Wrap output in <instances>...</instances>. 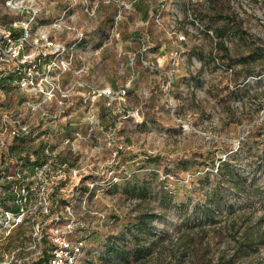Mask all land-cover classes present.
<instances>
[{
	"label": "rangeland",
	"instance_id": "1",
	"mask_svg": "<svg viewBox=\"0 0 264 264\" xmlns=\"http://www.w3.org/2000/svg\"><path fill=\"white\" fill-rule=\"evenodd\" d=\"M34 2L33 39L47 32L60 47L34 40L33 55H56L60 91L47 102L43 92L0 91V142H9L0 147V197L28 173L27 150L31 161L40 146L49 156L28 177V205L14 212L0 198V215L16 213L0 218V257L44 264L43 227L44 236L68 233L77 264H264V62L253 61L264 55V0ZM109 88L125 92L110 98ZM16 114L32 135L11 139ZM225 156L231 179L214 169ZM131 174L149 183L144 199L128 193ZM146 212L147 253L105 262L109 241L133 247L127 226ZM253 234L262 242L248 247Z\"/></svg>",
	"mask_w": 264,
	"mask_h": 264
},
{
	"label": "built area",
	"instance_id": "2",
	"mask_svg": "<svg viewBox=\"0 0 264 264\" xmlns=\"http://www.w3.org/2000/svg\"><path fill=\"white\" fill-rule=\"evenodd\" d=\"M37 11V4H35L34 0H0V91L7 89V87L21 91L26 90L31 96L36 98L39 97V92H43L45 94L43 95L45 97L43 100L47 102V100H51L54 96L55 89L60 91V88L53 84L51 78V71L55 65L56 55L48 58V62L43 61L45 56H47L46 53L39 54L35 58L33 55L34 40H36L37 44L46 43L49 48H56V51H59L60 46L47 32L33 39L32 30L36 22L35 17ZM39 77L40 82H38ZM49 85L51 86L50 88ZM124 92L122 89L115 93V91L109 88L105 89L102 94L113 98L115 94L121 95ZM36 100L37 102L39 101L38 99ZM43 100L40 103H43ZM25 103H31L33 110L34 108L36 109L34 103L30 100L25 99L23 104ZM38 105L39 102L37 103ZM42 116H45V114H42ZM10 123L13 129L8 135L12 140L28 137L33 133L34 129L32 127L29 128V124H26L18 114L11 117ZM40 123H45V120L39 122L38 125ZM8 143L4 139L0 142V147L6 148ZM27 181L31 184L33 183L28 178ZM31 184L30 190L32 192L29 193L30 190H27L25 186L22 187L21 193L24 196L22 198L18 196L17 199L13 200L14 204H19L22 207V205L26 206L31 202V196L33 195ZM5 192L2 195L3 198ZM2 202L0 201L1 204ZM15 214L7 211L4 215H0V218L5 216L8 219H14ZM54 220L53 218L51 221L54 222ZM51 230L52 233L46 234V236L43 234V227L39 230V241L43 242L48 238L50 242V248L47 249L49 254L48 259L44 264H77V255L80 247L70 245L67 237L68 233L65 230H58L57 228H52ZM44 254L45 250L43 256ZM25 260H29V257L12 258L6 253L4 258L0 257V264H26Z\"/></svg>",
	"mask_w": 264,
	"mask_h": 264
},
{
	"label": "trees",
	"instance_id": "3",
	"mask_svg": "<svg viewBox=\"0 0 264 264\" xmlns=\"http://www.w3.org/2000/svg\"><path fill=\"white\" fill-rule=\"evenodd\" d=\"M225 29H223L222 27L216 28L215 29V33L217 34V36L219 38L222 37L223 33H224ZM220 44H223V41L220 40ZM263 58V59H262ZM256 60H263L264 62V55H257L256 57H253V61ZM253 74H256L255 72H252ZM24 139V138H23ZM24 149V148H23ZM17 154H20V152H18ZM34 154V159L31 161V157H30V151L27 150L25 155L23 157L20 158H24L26 161L24 163L25 166H28V173L22 174L20 175L19 178L13 179V180H9L7 182V184L5 185V189L6 192L4 194V198H11L12 200L17 199V197L19 196V198H22L24 195L21 193V189L22 187H26L27 190H30V182L27 181V178L30 175H33L36 171V167H42L44 164H46V162H48V158L49 156L45 153L44 147L40 146L38 149H35L33 151ZM229 156H225L223 159H220V161L218 162V164H215V170L218 174H220L221 176H227L229 179L233 178L231 177L233 175V168L231 167V165L228 162ZM204 171V169L202 170ZM22 171H20L21 174ZM204 175V177H207L210 174L209 170H206L202 173ZM202 175V176H203ZM127 182H129L132 186H129L127 188V191L129 194L135 195L137 194V196H144L146 195V193L148 192L150 186L148 182H144V183H136V175L135 174H131L127 177ZM134 181V182H133ZM115 185V184H114ZM83 191H87L88 187H83L82 189ZM32 191L30 190L29 193H31ZM91 194L93 193V191H90ZM214 198V197H213ZM210 202V208H213V210L209 209V211H205V213L207 214V216L213 220V218L216 215V208L219 207V203H217L216 199H212ZM53 205V204H52ZM54 206V205H53ZM20 205L19 204H14V207L12 208V210L14 212L19 211ZM49 213V212H48ZM151 213L146 212L143 213L142 215L139 216L138 222L137 223H132L131 225L128 224L127 228H129V231L133 228V230H135V233L132 235V237H134L135 239V244L133 245L132 248H127L124 245H118V244H114L112 242H108V244L106 245L105 250L101 253V255L104 258V261L109 263L112 260V255H118L120 256L121 259H127L128 256L133 255L134 258L143 256L144 254L147 253V251L150 249V247L145 244H143L141 242L142 238L144 237V235L149 234V226L151 221L154 218V215H150ZM44 215V214H42ZM48 215V214H47ZM246 242L245 244L248 247H251L252 245L262 242L260 241V237H259V242H256V237L254 236V234L252 236L246 235L245 236ZM48 252L47 249H45V254L42 257L41 260L44 261V263L47 261L48 259ZM226 262V261H225ZM229 263V261H227ZM227 263V264H228Z\"/></svg>",
	"mask_w": 264,
	"mask_h": 264
}]
</instances>
